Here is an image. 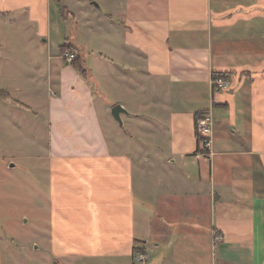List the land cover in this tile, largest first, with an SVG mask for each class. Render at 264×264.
I'll return each mask as SVG.
<instances>
[{
    "label": "crops",
    "instance_id": "0c3cea01",
    "mask_svg": "<svg viewBox=\"0 0 264 264\" xmlns=\"http://www.w3.org/2000/svg\"><path fill=\"white\" fill-rule=\"evenodd\" d=\"M60 2L0 0V90L23 104L0 98V125L46 138L9 158L49 183L48 263L264 264V0Z\"/></svg>",
    "mask_w": 264,
    "mask_h": 264
},
{
    "label": "rangeland",
    "instance_id": "374dc122",
    "mask_svg": "<svg viewBox=\"0 0 264 264\" xmlns=\"http://www.w3.org/2000/svg\"><path fill=\"white\" fill-rule=\"evenodd\" d=\"M71 1L61 0L60 3L64 9L70 11L73 8ZM99 81L103 87V77ZM0 91L7 92L5 89ZM0 134V264H46L45 262L50 260L48 253L40 248L38 217L40 205L44 207V190L45 194L49 192V183L40 179V172L35 171L34 167L22 165L11 172L9 158L13 149L30 150V144L33 151L40 153L39 148L45 145L46 138L42 135L40 141L32 140L33 142L27 143V139L22 135L16 133L14 137L15 132L11 130V124L4 126V129L1 124ZM35 160L36 156L32 155L31 162ZM11 227L17 231V236H11ZM11 249L15 252L14 258H11Z\"/></svg>",
    "mask_w": 264,
    "mask_h": 264
},
{
    "label": "built area",
    "instance_id": "2783aa9c",
    "mask_svg": "<svg viewBox=\"0 0 264 264\" xmlns=\"http://www.w3.org/2000/svg\"><path fill=\"white\" fill-rule=\"evenodd\" d=\"M67 60H73L74 55L67 53L65 55ZM213 89L214 91H221L229 88L230 81L224 79L222 76H213ZM213 129L214 117L211 111H207L199 115L196 120V130L199 140V152L204 155H209L213 144ZM140 261L145 260V255L140 254Z\"/></svg>",
    "mask_w": 264,
    "mask_h": 264
},
{
    "label": "trees",
    "instance_id": "16d2710c",
    "mask_svg": "<svg viewBox=\"0 0 264 264\" xmlns=\"http://www.w3.org/2000/svg\"><path fill=\"white\" fill-rule=\"evenodd\" d=\"M61 53L63 55L67 54V53H70V54H73L74 55V59L72 60V64L75 66V68L77 70L80 71V73L86 77L87 74H88V70L86 68V66L84 65V62L82 61V58L81 56L76 52V50L73 48V46H71L69 43H66L64 44L62 47H61ZM77 55V56H76ZM214 75L213 76H222L224 79L228 80L230 77H231V74L230 73H225V72H214L213 73ZM0 98L2 100H5L9 103H16V104H19L21 105L18 101H15L11 95L7 92H4V91H1L0 92ZM23 106V104L21 105ZM199 116V115H198ZM198 118V117H197Z\"/></svg>",
    "mask_w": 264,
    "mask_h": 264
},
{
    "label": "water",
    "instance_id": "95a60500",
    "mask_svg": "<svg viewBox=\"0 0 264 264\" xmlns=\"http://www.w3.org/2000/svg\"><path fill=\"white\" fill-rule=\"evenodd\" d=\"M124 109L121 105L117 104L112 108V115L113 117L120 123L123 124V120L121 119V112H123ZM14 166V165H12Z\"/></svg>",
    "mask_w": 264,
    "mask_h": 264
},
{
    "label": "bare ground",
    "instance_id": "6f19581e",
    "mask_svg": "<svg viewBox=\"0 0 264 264\" xmlns=\"http://www.w3.org/2000/svg\"><path fill=\"white\" fill-rule=\"evenodd\" d=\"M66 59V58H65ZM67 60V59H66ZM67 61H69V60H67ZM70 61H72V60H70ZM199 117V116H198Z\"/></svg>",
    "mask_w": 264,
    "mask_h": 264
}]
</instances>
